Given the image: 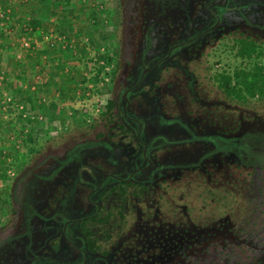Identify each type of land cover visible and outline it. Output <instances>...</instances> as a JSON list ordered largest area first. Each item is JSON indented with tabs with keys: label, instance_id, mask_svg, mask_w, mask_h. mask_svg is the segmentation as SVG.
I'll return each instance as SVG.
<instances>
[{
	"label": "rangeland",
	"instance_id": "obj_1",
	"mask_svg": "<svg viewBox=\"0 0 264 264\" xmlns=\"http://www.w3.org/2000/svg\"><path fill=\"white\" fill-rule=\"evenodd\" d=\"M191 1L70 0L59 9L45 6L41 9V0H0V24L7 25L6 30L0 31V264H24L17 252L19 242L15 247V241L22 237V226L27 237L31 236L30 221L36 218L48 198L68 196L75 185L74 208H83L89 190L76 181L78 166H92L104 176L109 168L118 169L119 165L126 163L124 158L128 159V151L123 149L125 144L111 145L115 148L112 153L108 150L109 143L115 144L117 140L108 142L106 134L99 137L100 133L109 132L105 121L99 118L100 106L113 97L121 80L133 73L139 58L137 49L140 48L136 46L141 43L139 38L145 28L142 24L160 21L162 25L171 19L172 14H179L178 10L188 8ZM196 1L199 5L204 2ZM30 4L37 10L36 17L41 19L43 34L34 32L30 36L29 32L20 31L25 19H20L15 10ZM66 15L70 17V29L60 46L54 33L58 26L65 25ZM199 18L200 13L193 19ZM193 25L192 22L191 27ZM11 26L12 35H6ZM232 29L233 23L227 21L208 40L202 41L191 55L186 54L192 63H186L190 60L187 59L180 68L187 70L190 67L191 72H196V76L193 75L199 83L195 88L199 93L195 97L196 103L215 97L214 91L211 92L212 85L205 79V67L213 63L215 56H223L222 43H231V36H221ZM24 37L36 38L38 45L32 49L24 48ZM52 42L54 47L50 46ZM107 51L111 53L113 70L118 68L119 62L118 74H101L97 82L95 64L103 63L100 57ZM56 56L59 60H52ZM162 76L161 85L169 88L162 103L170 114L178 115L186 89L185 81L181 80L184 75L180 70L172 69ZM115 79H119L117 84ZM191 102L189 111H201L197 110L198 104ZM195 112L192 116H196ZM94 120L98 124L91 128L89 125ZM109 133L113 135L115 132ZM30 135L32 143L28 142ZM78 147L81 151L72 154ZM68 154L72 156L68 157ZM59 164L66 166L59 183L50 186L42 182L57 177ZM88 174L86 179H89ZM138 202L130 200L128 207L141 219L149 214L147 209L154 208L155 195H147ZM11 227L14 229L12 236ZM95 234L98 242L106 246L105 232L97 229ZM5 235L9 237L4 239ZM37 235L40 234L34 237L40 238ZM139 250L134 254L135 264H174L172 257L164 251L151 254L146 249ZM121 258L119 263L125 258L124 254ZM175 262L178 261L175 259Z\"/></svg>",
	"mask_w": 264,
	"mask_h": 264
},
{
	"label": "trees",
	"instance_id": "obj_2",
	"mask_svg": "<svg viewBox=\"0 0 264 264\" xmlns=\"http://www.w3.org/2000/svg\"><path fill=\"white\" fill-rule=\"evenodd\" d=\"M69 1L41 0V9H59ZM253 3L254 13L227 34L231 43H222L223 56H215L205 67L215 97L202 104L188 95L201 111H189V103L181 123L188 124L194 137L176 132L174 136L184 138V144L169 147L166 154L162 151L159 162L169 165L145 172L143 183L127 181L128 176L123 181L107 179L114 183L103 186L101 197L109 202L82 223L92 254L105 253L118 263L124 254L119 264H135L139 249L151 254L164 251L174 264H264V0ZM189 4L192 7H184L182 13L191 17L198 5ZM67 15L65 25L54 33L60 46L70 29ZM34 24L29 22L25 30L30 36L37 32ZM110 55L102 53L103 63L95 64L97 82L101 74H117L119 62L113 70ZM115 105L110 97L100 106L99 118L115 133L102 132L99 137L106 134L111 142L124 136L126 143L132 142L135 136L121 124L127 119L116 114ZM97 124L94 120L89 126ZM32 139L30 135L28 142ZM147 195H155V206L139 219L128 203ZM94 227L105 232L106 246L94 240Z\"/></svg>",
	"mask_w": 264,
	"mask_h": 264
},
{
	"label": "flooded vegetation",
	"instance_id": "obj_3",
	"mask_svg": "<svg viewBox=\"0 0 264 264\" xmlns=\"http://www.w3.org/2000/svg\"><path fill=\"white\" fill-rule=\"evenodd\" d=\"M193 1L198 6L196 10H190L191 17L180 10L179 14H172L171 19L166 20L167 22L162 25L160 21L157 24L150 22H146V25L142 24L145 28L139 38L141 43L136 46L140 48L137 49L139 57L137 65L133 73H128L129 75L121 80L119 89L114 90L116 114L126 117L127 121L120 120V122L126 125V130L135 137L132 142L126 143L124 140L126 137L120 136L115 144L109 143L108 150L113 153L115 148L111 145L125 144L123 149L128 151L126 152L128 159L124 158L126 163L119 165L118 169L109 168L107 170L109 173H104V176H101L92 166L90 168L88 165L78 166L76 181L89 190L88 195L84 197L85 205L81 209L74 208L75 185L68 196H54L52 200L48 198L38 211L36 218L30 221L32 234L29 238L22 226L23 232H21L22 237H19L20 241L18 240L17 252L20 253L19 260L24 264H119L115 263L112 257L108 258L105 253H91L82 232V223L94 215L96 208L104 205L106 200L101 197V193L105 184L113 185V181L107 180L110 176L120 181H123L122 177L128 176L127 181L143 183L141 178L145 176V172L169 165L164 161L159 162L164 151L169 152L167 150L169 147L184 144V138L177 139L174 136L176 132H184L190 139L194 137L195 133L188 124L181 123L185 122L183 118L187 115L186 109L189 103H192L188 95L190 94L195 101H197L195 97L199 96L195 89L199 87V83L193 77V75L196 76V72H191L190 67L187 70L180 68L182 64L192 63L186 54L191 55L195 48L200 47L202 41L208 40L210 35L227 21L233 23V29L229 32L233 31L241 21L247 20L249 15L254 13L257 6L253 3L254 0H204L200 5L196 0L191 2ZM199 13L200 18L195 21L193 18ZM192 22L193 27H191ZM187 59L190 60L186 61ZM172 69L181 71L184 75L181 80L186 84L185 97L183 94V98L181 97L182 110L178 115L170 114L162 103V97L164 98L166 93L168 96L169 88L163 87L160 80L164 73ZM118 80L115 79V84ZM207 100L201 99L200 103H206ZM79 151L81 147L72 154ZM72 154L68 155L72 156ZM59 165L57 177L50 180L43 179L42 182L50 186L59 183L60 176L65 172L64 167H66L65 164ZM87 173H89V179H86ZM49 174L48 172L47 175ZM97 229L99 230V227L93 228V235L94 240L98 242L95 234ZM37 233L40 234L37 235L40 238L34 237Z\"/></svg>",
	"mask_w": 264,
	"mask_h": 264
},
{
	"label": "crops",
	"instance_id": "obj_4",
	"mask_svg": "<svg viewBox=\"0 0 264 264\" xmlns=\"http://www.w3.org/2000/svg\"><path fill=\"white\" fill-rule=\"evenodd\" d=\"M30 7V8H29ZM29 7L26 5L23 9H22V7L20 8V9H16L15 10V12H17L16 14L19 16V18L20 19H25L24 21H23V25L21 26V29H20V31L21 32H23V33H25V30H27V28H28V24H29V22L31 23H33V22H35L36 24H34V26H35V28H36V33H38L39 34V32H41L42 34H43V29H41V26H42V24L39 22V20H41L40 18H39V16L38 17H36L37 16V10L35 11V7H34V5L33 4H30L29 5ZM1 10V9H0ZM1 12V11H0ZM4 13V12H3ZM0 17H2L1 15H0ZM0 20H2L1 18H0ZM43 23V22H42ZM6 26L7 25H5L4 26V24H0V31L1 32H3L2 30H4L5 28H6ZM12 28H13V26H11L10 28H9V31L7 32V34L6 35H12ZM7 29V28H6ZM5 29V30H6ZM11 30V31H10ZM27 32V31H26ZM41 38L43 37L42 35L40 36ZM36 39V38H35Z\"/></svg>",
	"mask_w": 264,
	"mask_h": 264
},
{
	"label": "built area",
	"instance_id": "obj_5",
	"mask_svg": "<svg viewBox=\"0 0 264 264\" xmlns=\"http://www.w3.org/2000/svg\"><path fill=\"white\" fill-rule=\"evenodd\" d=\"M58 40L60 41L61 39H58ZM55 43H56V42H55ZM22 45H23V47L26 48V49H32L33 46L38 45V40H37V39H33V38H31V37H24V38L22 39ZM50 46H51V47H54V46H55L54 42L50 43Z\"/></svg>",
	"mask_w": 264,
	"mask_h": 264
}]
</instances>
